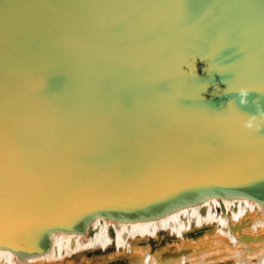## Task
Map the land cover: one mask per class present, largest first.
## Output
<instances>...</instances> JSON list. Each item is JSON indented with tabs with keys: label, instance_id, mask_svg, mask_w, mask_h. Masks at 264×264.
I'll return each mask as SVG.
<instances>
[{
	"label": "water",
	"instance_id": "water-1",
	"mask_svg": "<svg viewBox=\"0 0 264 264\" xmlns=\"http://www.w3.org/2000/svg\"><path fill=\"white\" fill-rule=\"evenodd\" d=\"M258 108L264 0H0V248L36 256L96 216L213 196L264 203Z\"/></svg>",
	"mask_w": 264,
	"mask_h": 264
},
{
	"label": "bare ground",
	"instance_id": "bare-ground-1",
	"mask_svg": "<svg viewBox=\"0 0 264 264\" xmlns=\"http://www.w3.org/2000/svg\"><path fill=\"white\" fill-rule=\"evenodd\" d=\"M51 237L36 256L0 248V264H264V203L213 196L155 219L96 216L86 233Z\"/></svg>",
	"mask_w": 264,
	"mask_h": 264
},
{
	"label": "clouds",
	"instance_id": "clouds-1",
	"mask_svg": "<svg viewBox=\"0 0 264 264\" xmlns=\"http://www.w3.org/2000/svg\"><path fill=\"white\" fill-rule=\"evenodd\" d=\"M249 91H250L249 89L243 88V87L237 90L236 93H238L239 102L241 104H246L247 103L246 97L248 96ZM232 102L233 101L229 100L227 102V104L232 103ZM257 111L261 115H264V110H261V109L258 108ZM243 123H244V127L248 128V129H252V128L259 129V127H260L259 124L257 123V114H249L248 119L245 120Z\"/></svg>",
	"mask_w": 264,
	"mask_h": 264
}]
</instances>
